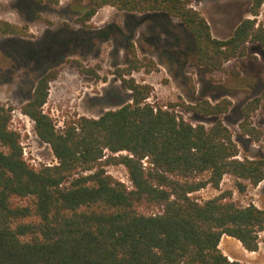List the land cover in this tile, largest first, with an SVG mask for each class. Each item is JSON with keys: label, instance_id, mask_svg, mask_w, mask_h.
Listing matches in <instances>:
<instances>
[{"label": "trees", "instance_id": "1", "mask_svg": "<svg viewBox=\"0 0 264 264\" xmlns=\"http://www.w3.org/2000/svg\"><path fill=\"white\" fill-rule=\"evenodd\" d=\"M88 1L93 8L85 18L106 5L178 17L194 37L198 64L210 71L245 56L248 43L264 44V24L257 18L264 0H252V17L224 39L213 36L207 19L190 6L192 0ZM0 31L25 35L8 22H0ZM130 54V66L118 76L132 91V102L98 118L64 121L62 129L43 108L57 74L37 81L21 112L51 146L56 164L28 162L21 135L10 126L12 109L0 105V264H247L223 253L224 235L250 252L259 249L264 209L238 204L231 191L203 202L191 194L207 186L218 189L226 175L258 186L264 181V157L240 158L221 120L209 128L194 125L176 103L151 104V86L125 77L143 65L134 48ZM263 100L264 90L243 108L242 130L255 140L259 132L248 121ZM230 106L227 98L215 104L205 99L184 109L221 115ZM110 165L125 166L131 186L110 175L105 169ZM238 187L244 191L246 185ZM143 205L153 212L140 211Z\"/></svg>", "mask_w": 264, "mask_h": 264}, {"label": "rangeland", "instance_id": "2", "mask_svg": "<svg viewBox=\"0 0 264 264\" xmlns=\"http://www.w3.org/2000/svg\"><path fill=\"white\" fill-rule=\"evenodd\" d=\"M251 5L252 0L190 3L207 19L213 36L221 39L231 36L243 19L252 17ZM92 8L88 0H0V22L25 31V35L0 31V105L12 109L10 126L20 133L28 162L35 167L57 163L51 146L38 138L33 121L21 112L37 81L45 74H57L49 83L43 107L57 128L80 116L98 118L107 110L132 102V91L118 70L130 66L133 48L143 65L125 77L151 86V104L166 108L176 103L179 114L194 125L209 128L221 120L231 130L240 158L264 157V100L248 121L260 139L245 135L241 127L243 108L264 90V44L250 42L245 56L227 61L222 70L210 71L198 64L194 37L178 17L165 11L129 12L106 5L85 18ZM257 18L264 24V4ZM153 65L156 69L148 71ZM224 98L231 106L221 115L184 109V105L205 99L215 104ZM105 169L131 186L125 166ZM239 182L246 185L244 191L239 190ZM227 191L240 205L252 203L264 209V181L253 186L233 175L224 176L218 189L207 186L191 195L203 202ZM139 210L153 212L144 205ZM259 238L256 254L245 252L235 238H229L236 243L233 256L226 251L228 242L221 240L220 248L230 260L264 264V231Z\"/></svg>", "mask_w": 264, "mask_h": 264}, {"label": "crops", "instance_id": "3", "mask_svg": "<svg viewBox=\"0 0 264 264\" xmlns=\"http://www.w3.org/2000/svg\"><path fill=\"white\" fill-rule=\"evenodd\" d=\"M229 238H232V237H230V236H228V235H224V236L222 237V242H223V241H224V242H228V244L226 245V251L228 252L229 255L233 256V248L236 247V243L232 242V241H231L232 239H229ZM238 242H239V243L241 244V246H242V243H241L239 240H238ZM237 244H238V243H237ZM242 247H243V246H242ZM243 250H244L245 252H247L248 254H256L255 251L249 253V251L246 250L244 247H243ZM242 254H244V253H242ZM229 255H228V256H229Z\"/></svg>", "mask_w": 264, "mask_h": 264}]
</instances>
